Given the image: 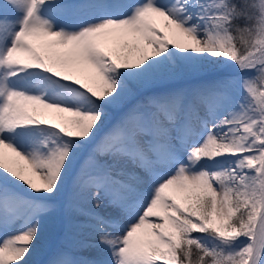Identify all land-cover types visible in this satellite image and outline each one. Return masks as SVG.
<instances>
[{
  "label": "snow or ice",
  "instance_id": "obj_1",
  "mask_svg": "<svg viewBox=\"0 0 264 264\" xmlns=\"http://www.w3.org/2000/svg\"><path fill=\"white\" fill-rule=\"evenodd\" d=\"M184 71L215 75L99 135L130 83ZM78 160L97 254L48 264H264V0H0V264H30Z\"/></svg>",
  "mask_w": 264,
  "mask_h": 264
},
{
  "label": "rangeland",
  "instance_id": "obj_2",
  "mask_svg": "<svg viewBox=\"0 0 264 264\" xmlns=\"http://www.w3.org/2000/svg\"><path fill=\"white\" fill-rule=\"evenodd\" d=\"M80 2L81 0H75L74 2H70V3L75 4ZM86 18L87 16L85 15L73 13V14H68L66 16H62L60 18V23L62 25L76 26L82 23L83 21H85ZM197 76H198L197 73L184 71L173 77L162 76L160 80L159 78H154L146 82L130 83L129 88L131 89V92L130 95L127 97V99L123 102V104L119 106L106 107L107 118L105 119V122L102 125V131L99 135L103 136L104 133L113 124H115L129 108H131L134 105L147 102L150 97L155 96L160 91L168 92L175 89H191L199 86L204 81L213 78L212 76L206 79H195ZM146 89H150L148 91L149 93H146V91H144ZM82 159L83 158H80V160ZM80 160L77 161L76 166L73 168L72 172L68 175L61 190L58 191L56 195L51 197L50 199V203H52L55 206L52 213L57 216V219L55 218L54 220L55 225H52V227L54 226L55 228H58L59 231H61V233L57 235L50 233L51 235L49 236L50 238L55 239L54 250L57 251L56 253H58L59 251L65 252L68 254V257L70 259L93 258L97 254L94 248L87 246L90 243H94L93 233L91 229L87 226V224L85 227L82 228V231H78L77 233L63 232V230L65 229L66 222L62 216H69L70 213L72 212V209H76L78 206L79 207L83 206L84 208H87L89 206L85 201L78 200L74 195L75 189H74L73 177L76 175V170L79 168ZM62 196H65V198H63L64 200H62ZM108 211L112 215H116V213L113 210H108ZM45 219L46 220L48 219L47 215H45ZM84 221H85L84 217L81 216L79 222L83 223ZM120 222L121 224L125 223L126 218L121 217ZM45 225L46 224L40 219L39 238L43 239L46 242L48 241L49 238H46L44 232L41 231L42 228L44 230L47 229ZM15 230H16L15 227L10 229V231H15ZM110 231H118V229H110ZM45 252L48 253V249L42 248V246L39 244V239H37L34 243L32 255L28 258L30 264H41V261L43 262L42 264H48V261L52 259L54 256L48 253L45 256V258L48 259H46L44 263L45 258L43 257ZM105 256L106 258H108L107 253H105Z\"/></svg>",
  "mask_w": 264,
  "mask_h": 264
},
{
  "label": "trees",
  "instance_id": "obj_3",
  "mask_svg": "<svg viewBox=\"0 0 264 264\" xmlns=\"http://www.w3.org/2000/svg\"><path fill=\"white\" fill-rule=\"evenodd\" d=\"M74 1L75 0H67L65 2L70 3V2H74ZM221 74H231L233 76H239L240 75V73L237 72V70H236L234 65L225 66L223 68V72ZM214 75H215V73L198 74V76L195 79H206V78L212 77ZM249 75H251V73H249ZM80 158H83V155ZM20 190L21 189H17V191H20ZM63 198H65V196H62V200H64ZM81 207H83V206H81ZM47 217H48L47 220L45 219V216L40 217V219L46 224L45 226L47 227L46 230H44L42 228L41 231H43L45 236H46V238H49V239H48V241L45 242L43 239L38 237L39 244L42 246V248L48 249V253L49 254H52V256H55L57 254L56 253L57 251L54 250L55 249L54 248L55 247L54 246L55 239L54 238H50L49 235H51L50 233H53L54 235H57V234H60L61 231H59V229L55 228L54 226L52 227V225H55V221L54 220H55V218L57 219V216L55 214H53L52 212H50L47 215ZM62 217H63V219L66 222L65 229L63 230V232L77 233L78 231H82V228L86 226L85 221L83 223L79 222V219L81 218V215H80V213L78 211H75V209H72V212L70 213L69 216H62ZM44 219H45V221H44ZM49 219H50V221H49ZM43 227H44V225H43ZM56 245H57V243H56ZM56 250H58V249H56ZM53 251H55V252H53ZM59 252H61V251H59ZM48 253L45 252L43 258H45V256ZM46 259H48V258H45L44 263H45ZM42 263L43 262L41 261V264Z\"/></svg>",
  "mask_w": 264,
  "mask_h": 264
},
{
  "label": "bare ground",
  "instance_id": "obj_4",
  "mask_svg": "<svg viewBox=\"0 0 264 264\" xmlns=\"http://www.w3.org/2000/svg\"><path fill=\"white\" fill-rule=\"evenodd\" d=\"M159 2L160 3H165V2H167V0H159ZM87 19H89V17L87 16V18L85 19V20H87ZM157 78H159V80L162 78V76L161 77H157ZM147 85V84H146ZM172 89V88H171ZM150 89H146V90H144V91H146V93H149L148 91H149ZM165 91H160L159 93H164ZM145 93V94H146ZM158 93V94H159ZM151 96V95H150Z\"/></svg>",
  "mask_w": 264,
  "mask_h": 264
}]
</instances>
